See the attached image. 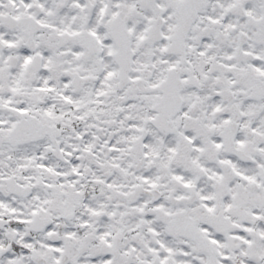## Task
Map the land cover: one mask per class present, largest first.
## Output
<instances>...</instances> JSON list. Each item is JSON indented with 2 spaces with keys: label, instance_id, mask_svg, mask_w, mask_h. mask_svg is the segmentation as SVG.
Masks as SVG:
<instances>
[{
  "label": "snow or ice",
  "instance_id": "snow-or-ice-1",
  "mask_svg": "<svg viewBox=\"0 0 264 264\" xmlns=\"http://www.w3.org/2000/svg\"><path fill=\"white\" fill-rule=\"evenodd\" d=\"M0 264H264V0H0Z\"/></svg>",
  "mask_w": 264,
  "mask_h": 264
}]
</instances>
